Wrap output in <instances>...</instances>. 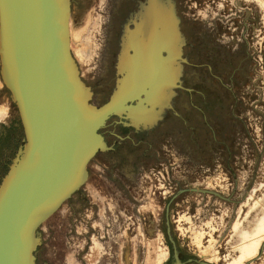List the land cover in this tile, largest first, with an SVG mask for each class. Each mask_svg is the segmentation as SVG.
Segmentation results:
<instances>
[{"label":"rangeland","instance_id":"obj_1","mask_svg":"<svg viewBox=\"0 0 264 264\" xmlns=\"http://www.w3.org/2000/svg\"><path fill=\"white\" fill-rule=\"evenodd\" d=\"M68 2L91 105L125 86L124 39L153 5L177 29L178 74L139 104L151 120H107L85 182L36 229L34 264H264V0ZM24 144L0 71V183Z\"/></svg>","mask_w":264,"mask_h":264},{"label":"water","instance_id":"obj_2","mask_svg":"<svg viewBox=\"0 0 264 264\" xmlns=\"http://www.w3.org/2000/svg\"><path fill=\"white\" fill-rule=\"evenodd\" d=\"M0 71L25 137L0 183V264H34L36 229L85 182L107 120L131 118L139 97L89 103L69 51L68 0H0Z\"/></svg>","mask_w":264,"mask_h":264},{"label":"bare ground","instance_id":"obj_3","mask_svg":"<svg viewBox=\"0 0 264 264\" xmlns=\"http://www.w3.org/2000/svg\"><path fill=\"white\" fill-rule=\"evenodd\" d=\"M150 8V10L149 8L143 9L144 12L142 11L143 13L141 12L140 16L137 17L138 20H140V23L135 25V28H138L126 35L124 40L127 44L123 48L121 59L119 61L120 68L126 76L123 83L125 86L120 87V92L123 93L120 94L122 97L121 103L124 105L123 101H126V99H131L135 96L139 97L138 100L132 102V106L128 110V116L135 121L139 119L149 121L154 117L152 110L147 111L145 105H142L143 107H141L139 104H147L150 108H155V106L159 105V96H164L162 93L163 89L161 90V88L169 86V84L165 82V77L167 76L172 80V77H175L178 74V72L173 69L174 66L171 63L173 59L175 60L179 58L177 54L174 57L173 55L178 52L179 49H177L176 46L178 45V42H180L177 29L172 22V17L170 18L169 15L166 16L165 12L158 9V7H154V5ZM160 15L163 16V19H159ZM167 25L168 27H166ZM169 30H173L174 34H171V31ZM168 36H171L173 39L171 41H167V39L164 40V37ZM164 51L168 58H161L159 60V57H162L161 55ZM129 53H133V55L129 57ZM174 79H176V77ZM151 100L153 102H151ZM134 102L136 103L135 105H133ZM126 104L130 103L127 102ZM135 108L137 110L133 114L136 117L130 115V110L133 111ZM122 112L123 111L118 114L121 115ZM145 112H149L150 115ZM125 115L127 114L125 113ZM258 225L259 224H257V227L254 229L259 230ZM262 229L263 228H261V230ZM247 234L249 233L239 230V235L241 237Z\"/></svg>","mask_w":264,"mask_h":264},{"label":"flooded vegetation","instance_id":"obj_4","mask_svg":"<svg viewBox=\"0 0 264 264\" xmlns=\"http://www.w3.org/2000/svg\"><path fill=\"white\" fill-rule=\"evenodd\" d=\"M136 28H138V27H136ZM136 28H135V30H136ZM135 30H134V31H135ZM132 54H133V53H132ZM134 103H135V102H134ZM135 104H136V103H135Z\"/></svg>","mask_w":264,"mask_h":264}]
</instances>
